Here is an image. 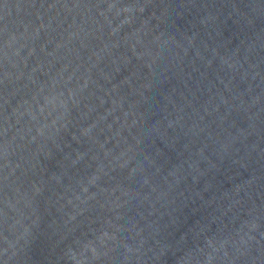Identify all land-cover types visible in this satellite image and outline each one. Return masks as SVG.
Instances as JSON below:
<instances>
[{"label": "water", "instance_id": "water-1", "mask_svg": "<svg viewBox=\"0 0 264 264\" xmlns=\"http://www.w3.org/2000/svg\"><path fill=\"white\" fill-rule=\"evenodd\" d=\"M0 264H264V0H0Z\"/></svg>", "mask_w": 264, "mask_h": 264}]
</instances>
